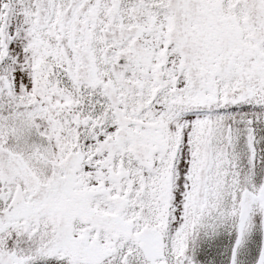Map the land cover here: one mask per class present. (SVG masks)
I'll list each match as a JSON object with an SVG mask.
<instances>
[{"label":"snow or ice","instance_id":"6c2138e0","mask_svg":"<svg viewBox=\"0 0 264 264\" xmlns=\"http://www.w3.org/2000/svg\"><path fill=\"white\" fill-rule=\"evenodd\" d=\"M0 264H264V0H0Z\"/></svg>","mask_w":264,"mask_h":264}]
</instances>
